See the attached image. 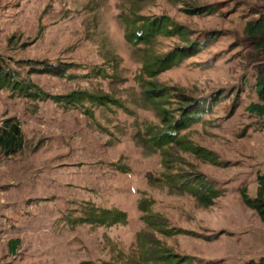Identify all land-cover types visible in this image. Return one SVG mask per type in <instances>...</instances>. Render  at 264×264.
<instances>
[{"label": "rangeland", "instance_id": "374dc122", "mask_svg": "<svg viewBox=\"0 0 264 264\" xmlns=\"http://www.w3.org/2000/svg\"><path fill=\"white\" fill-rule=\"evenodd\" d=\"M255 9L264 0H0V67L25 85L0 89V131L15 119L24 136L18 153L0 150V264H164L158 251L171 264L264 258V223L240 193L255 197L264 172V119L249 111L260 103L258 66L243 33ZM163 18L200 51L150 76L149 61L187 46L181 35L130 40ZM48 65L69 67L67 77L37 72ZM147 82L166 89L177 119L198 106L199 121L179 133L185 143L152 148L163 125ZM73 93L111 103L49 99ZM177 176L203 177L222 195L205 207ZM89 208L119 210L127 223L80 222Z\"/></svg>", "mask_w": 264, "mask_h": 264}, {"label": "trees", "instance_id": "16d2710c", "mask_svg": "<svg viewBox=\"0 0 264 264\" xmlns=\"http://www.w3.org/2000/svg\"><path fill=\"white\" fill-rule=\"evenodd\" d=\"M217 7H201L191 10L190 12L198 15L202 14H214L217 12ZM253 18L246 23L244 28V37L247 45L252 51L255 63L258 66V77L256 82L257 92L259 94L260 103H253L249 107V111L264 119V11L261 9H255L251 11ZM170 22L167 19H155L145 20L137 31H133L129 37L134 43L151 44L157 35L166 34L170 36L181 35L187 41V46L182 48H176L168 54L155 58L154 61H149L145 66L150 76H155L157 73H162L174 65H177L181 60L188 57L197 55L200 51V47L196 42H191L188 39V32L180 26L170 27ZM68 68H64L60 65L45 66L38 68L37 72H46L54 74L58 77H67L69 71ZM152 74V75H151ZM8 85L13 90L19 89L25 90V85L15 80L11 73L4 71L0 67V89ZM145 88V97L159 112L162 118V130L157 131L154 135H149V142L153 149H165L172 144H182L186 142L184 137H180L179 133L187 129L190 125L199 121L198 106L194 103H188V105L181 111L180 117L177 119L173 116L172 111L166 108L170 101L168 100V92L165 88H158L152 82H147V85H143ZM33 97H38L40 100L46 99L47 96L38 94L37 92H30ZM60 104H80L84 101L96 103L98 105L106 106L110 104L109 97H95L93 95L81 96V94L73 93L65 96H52L49 98ZM24 146V136L22 129L15 119H9L4 123L0 131V150L6 156H12L22 150ZM190 149V148H189ZM193 153L205 158L208 162L217 165L220 164L216 156L212 152H208L201 148H191ZM167 150V149H166ZM176 180L181 182V185L186 189L199 204L205 207H211L214 201L218 199L222 193L217 190L212 184H210L205 178L199 176H193L188 178L175 177ZM186 187V188H185ZM241 198L244 204L251 210L255 211L261 221L264 223V172L257 174V191L256 196L251 197L248 193V188L241 189ZM83 223H99L106 225L126 224L127 214L119 210H104L97 208H89L86 211V216L79 219ZM20 245V240H15L10 243V250L15 252ZM166 252H160L155 256V259L163 262L164 264H171L174 260L173 255L164 254ZM174 264H179L178 261ZM245 264H264V258H261L258 262L251 260Z\"/></svg>", "mask_w": 264, "mask_h": 264}]
</instances>
